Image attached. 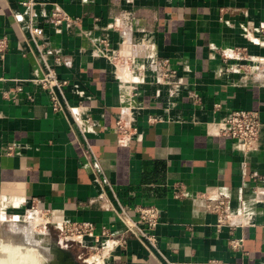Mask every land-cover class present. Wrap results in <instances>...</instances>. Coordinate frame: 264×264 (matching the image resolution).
<instances>
[{"label":"crops","instance_id":"1","mask_svg":"<svg viewBox=\"0 0 264 264\" xmlns=\"http://www.w3.org/2000/svg\"><path fill=\"white\" fill-rule=\"evenodd\" d=\"M125 10L127 36L113 26ZM53 11L70 20L52 24ZM1 38L0 237L48 210L55 230L94 224L96 236L65 245L81 264H264V0H0ZM48 68L79 124L34 81ZM239 109L261 124L247 151L222 130ZM141 205L159 210L157 250L124 233L123 211Z\"/></svg>","mask_w":264,"mask_h":264},{"label":"built area","instance_id":"2","mask_svg":"<svg viewBox=\"0 0 264 264\" xmlns=\"http://www.w3.org/2000/svg\"><path fill=\"white\" fill-rule=\"evenodd\" d=\"M25 5L26 2H23ZM132 19V11L125 10L121 11L118 16L113 20V26L119 31L123 36H127V32L130 28V22ZM70 18L59 11H53L50 15L49 21L54 25H59L63 21H69ZM43 29L41 27H31L30 33L32 37L41 36ZM105 45H108V42L102 41ZM6 42L4 39H0V56H3L5 51ZM113 59H117L114 54ZM158 70L161 73V79H170L175 75V71L168 69L167 60H163L160 65H158ZM42 88L46 89L49 93L50 103L53 110H60L62 112H68L72 116V120L79 124V107L70 106L68 104L62 105L58 99L57 91L62 92V86L66 84L65 80L59 79L56 73L48 68L43 75L34 80ZM260 121L258 117V112L255 110H232L227 113L224 123H223V133L230 136L234 139L239 145H241L244 151H247L251 148L252 144L257 140L258 134L260 131ZM115 130L119 135L122 136H131L134 132V128L129 125V123L118 117L115 122ZM34 209L36 206L33 207ZM213 213L217 216V223L220 225L222 222L227 221V209L226 201L223 198H217L215 203L212 206ZM49 211H43L41 213V218L43 223L51 224L49 217ZM135 217H130L127 213L123 211L122 220L124 222V233L125 235L131 236L132 238L140 241L148 251L157 250L158 240L157 236L154 233V229L159 221V210L154 205H141L134 208ZM55 225V224H54ZM57 230L62 234L63 240L65 242H79L81 238L85 235H95L94 230L95 226L89 221H68L62 220L56 224ZM96 236V235H95ZM105 237L110 239V233L105 228L102 227L99 233V237ZM124 238L118 240L112 239V246L124 244ZM242 239H231L230 246L232 248H239L241 246ZM66 245V244H65ZM112 247L107 246L101 249L98 259L100 260L106 251H109ZM101 255V256H100ZM203 264H222L221 261L217 259H210Z\"/></svg>","mask_w":264,"mask_h":264},{"label":"rangeland","instance_id":"3","mask_svg":"<svg viewBox=\"0 0 264 264\" xmlns=\"http://www.w3.org/2000/svg\"><path fill=\"white\" fill-rule=\"evenodd\" d=\"M17 226L13 227V230L6 231L0 240H8V241H17L22 244H27L32 246L39 254L38 259L34 262L36 264H50L48 259L54 260L55 254L52 256L53 244H59V246H63L62 248L68 249L69 243L62 241V234L56 229H53L50 224H44L41 216L39 214H32L23 221H16ZM23 230L28 231V240L24 237ZM39 238V239H37ZM27 240V241H26ZM60 242V243H59ZM65 244H67L66 247ZM36 251H32L29 256L34 259V256L37 255ZM54 251V250H53ZM100 248L98 247L93 254L99 252ZM24 250L22 253L24 254ZM52 256V257H51ZM25 264H34L33 262L25 263Z\"/></svg>","mask_w":264,"mask_h":264},{"label":"bare ground","instance_id":"4","mask_svg":"<svg viewBox=\"0 0 264 264\" xmlns=\"http://www.w3.org/2000/svg\"><path fill=\"white\" fill-rule=\"evenodd\" d=\"M23 232L25 239H27L28 234L30 233L26 230H23ZM22 250L25 251L24 254L22 253ZM32 251L36 250L32 246H29L27 244L25 245L17 241L0 240V264H25L30 262L36 264L34 260L36 261L38 259V256H40L41 254L36 251L37 255L34 256L33 259L31 256H29ZM51 253H53L52 256L55 254L53 250L51 251ZM48 260L56 263V255L54 256V260H52L51 258Z\"/></svg>","mask_w":264,"mask_h":264},{"label":"water","instance_id":"5","mask_svg":"<svg viewBox=\"0 0 264 264\" xmlns=\"http://www.w3.org/2000/svg\"><path fill=\"white\" fill-rule=\"evenodd\" d=\"M52 247L56 255L57 264H81L72 256L70 251L62 248L61 246H59V244H56V245L53 244ZM49 262L50 264H56V263L51 262L50 260Z\"/></svg>","mask_w":264,"mask_h":264}]
</instances>
